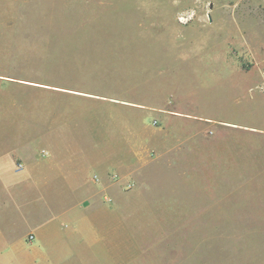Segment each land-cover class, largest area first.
<instances>
[{"label":"rangeland","instance_id":"rangeland-1","mask_svg":"<svg viewBox=\"0 0 264 264\" xmlns=\"http://www.w3.org/2000/svg\"><path fill=\"white\" fill-rule=\"evenodd\" d=\"M258 94L264 0H0V151L49 146L43 130L72 110L55 149L115 156L111 176L131 208L116 215L117 264H264V179L230 164L252 139L217 127L264 126ZM137 105L147 109L133 114L134 147L112 156L108 143L123 134L108 131L109 116ZM195 141L200 159L174 163ZM135 176L147 178L145 194Z\"/></svg>","mask_w":264,"mask_h":264},{"label":"crops","instance_id":"crops-1","mask_svg":"<svg viewBox=\"0 0 264 264\" xmlns=\"http://www.w3.org/2000/svg\"><path fill=\"white\" fill-rule=\"evenodd\" d=\"M32 85L50 89L46 85ZM75 95L94 97L79 92H75ZM252 98L264 103L263 94ZM137 107L116 109L109 116L112 123L106 127L108 131L115 135L118 132L123 134L121 138L116 136L109 141L108 149L113 150L112 156L117 148L134 147L132 125L138 123L134 122L133 114L147 109L143 105ZM71 111L68 110L62 117L61 124L50 125L43 130L50 134L46 138L52 143L49 146L29 142L27 146L15 150L0 151V264H117L114 243L116 215L131 208L120 198L122 195L118 194L117 184L111 176L118 171L115 156L111 158L109 155L106 161L99 152L98 158L84 161L74 158L78 149L61 148L59 153L55 149L57 143L53 140V133L69 128V121L65 117ZM220 124L217 126L219 129L248 133L247 138L252 142L240 143L230 164L240 166L243 174L246 169H252L253 179L263 180L264 126L225 119ZM99 129L106 131L103 126ZM181 142L180 139L173 142L172 149L182 148ZM209 144L204 143V146ZM160 147L170 148L168 143ZM189 148L191 155L178 157L173 162L178 164L184 158L200 159L202 143L195 141ZM165 153H160L162 160ZM69 155H72L70 160ZM52 158L71 167H61L56 172ZM124 167L127 168V164ZM119 172L123 175L126 173ZM126 177L129 178L128 175ZM146 179L144 176L133 178L142 194H145ZM246 180L244 176H238L236 189L239 190ZM106 196L119 197V200L117 204L108 203Z\"/></svg>","mask_w":264,"mask_h":264},{"label":"water","instance_id":"water-1","mask_svg":"<svg viewBox=\"0 0 264 264\" xmlns=\"http://www.w3.org/2000/svg\"><path fill=\"white\" fill-rule=\"evenodd\" d=\"M210 8H211V9L213 8V5H212V4H211ZM210 20H211V18H210Z\"/></svg>","mask_w":264,"mask_h":264},{"label":"built area","instance_id":"built-area-1","mask_svg":"<svg viewBox=\"0 0 264 264\" xmlns=\"http://www.w3.org/2000/svg\"><path fill=\"white\" fill-rule=\"evenodd\" d=\"M31 239H32V237H31Z\"/></svg>","mask_w":264,"mask_h":264},{"label":"bare ground","instance_id":"bare-ground-1","mask_svg":"<svg viewBox=\"0 0 264 264\" xmlns=\"http://www.w3.org/2000/svg\"><path fill=\"white\" fill-rule=\"evenodd\" d=\"M208 120V119H207Z\"/></svg>","mask_w":264,"mask_h":264}]
</instances>
